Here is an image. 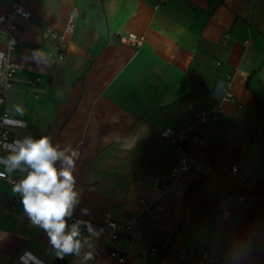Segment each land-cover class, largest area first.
I'll return each mask as SVG.
<instances>
[{"label":"crops","instance_id":"1","mask_svg":"<svg viewBox=\"0 0 264 264\" xmlns=\"http://www.w3.org/2000/svg\"><path fill=\"white\" fill-rule=\"evenodd\" d=\"M14 2L31 16H12L18 43L10 59L18 68L8 86L0 82V115L7 110L27 124L10 125V141L49 135L79 151L80 203L68 223L89 221L96 230L81 225L91 243L82 254L94 257L87 264H120L103 249L105 212L122 224L115 246L125 264H202L209 250L218 264H264L256 139L264 132V0H0V20ZM130 34L142 38L139 47ZM217 107V120L194 121ZM183 123L202 143L187 140L189 169L169 179L178 154L160 132ZM222 199L225 218L215 214ZM20 201L0 180V264H79L56 256Z\"/></svg>","mask_w":264,"mask_h":264},{"label":"clouds","instance_id":"2","mask_svg":"<svg viewBox=\"0 0 264 264\" xmlns=\"http://www.w3.org/2000/svg\"><path fill=\"white\" fill-rule=\"evenodd\" d=\"M3 59V53H0ZM15 116L22 117L25 110L22 105L13 106ZM3 124L18 128H26L22 119L5 116ZM0 179H6L13 185V192L21 197V203L33 226L39 227L48 237L56 256L63 259L73 255L79 257V264H87L92 260L91 251L83 252L91 247L90 238L83 237L81 225L90 235L96 230L89 221L77 220L69 225L74 211L80 203V191L76 188L77 161L80 153L71 145L61 146L54 143L49 135L35 138L25 135L11 142H0ZM17 171L26 173L19 180L13 179ZM83 215L88 209H81Z\"/></svg>","mask_w":264,"mask_h":264},{"label":"built area","instance_id":"3","mask_svg":"<svg viewBox=\"0 0 264 264\" xmlns=\"http://www.w3.org/2000/svg\"><path fill=\"white\" fill-rule=\"evenodd\" d=\"M164 0H160L163 2ZM18 15L23 18H28L31 16V12L21 3L14 2L12 4L11 13L6 17L0 20V25L3 29V34L5 36V44H6V52L3 53V59H0V82H2L5 86H8L13 80L18 66L13 63L10 59V51L14 48V46L18 43V37L16 35V25L13 22L12 16ZM72 18L70 17L65 25V30L70 31L72 28ZM128 40L135 46L139 47L142 44V38L130 34ZM63 56L62 52H60L59 57ZM219 64V62H217ZM231 97V93L226 91L224 94V99H229ZM2 99H0V102ZM223 113V109L221 107H217L212 110H200L194 114V121L196 123L204 124L208 121H215L219 118V116ZM8 116L7 110H3L0 115V142L7 141L11 142L9 139V124H3V119L5 116ZM187 124L183 123L176 131H171L170 129H164L160 132V136L164 139H168L170 147L175 150L178 154V161L175 166H173L169 172V179L173 178L180 171H186L189 169V163L187 161L186 153H185V144L187 140H190L194 143H202V140L197 137H188L186 134ZM1 171V170H0ZM231 173L236 175L237 168L236 166L231 167ZM5 180L10 183L6 179ZM12 184V183H10ZM159 181L156 180L154 185H158ZM227 201L222 199L218 202L216 216L220 218H225L228 216L229 212L226 208ZM152 208L147 206L146 210H151ZM154 210H159L160 207L158 205L153 207ZM122 224H120L110 212H105L102 219V228L106 232V239L103 249L107 251L109 255L114 257L118 263L125 264L126 256L119 254L117 247L115 246L116 239L121 235L120 228ZM131 241H134V236L132 235L130 238ZM184 261H192L187 256H182ZM198 262L202 264H218L219 258L213 251H202Z\"/></svg>","mask_w":264,"mask_h":264},{"label":"trees","instance_id":"4","mask_svg":"<svg viewBox=\"0 0 264 264\" xmlns=\"http://www.w3.org/2000/svg\"><path fill=\"white\" fill-rule=\"evenodd\" d=\"M260 147V162L261 167L264 169V132H262V135L256 138Z\"/></svg>","mask_w":264,"mask_h":264}]
</instances>
